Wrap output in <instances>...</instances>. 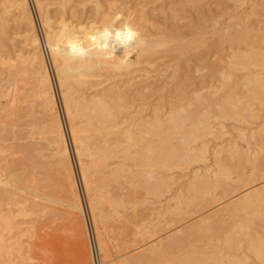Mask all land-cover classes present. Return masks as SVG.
Instances as JSON below:
<instances>
[{"label":"bare ground","instance_id":"6f19581e","mask_svg":"<svg viewBox=\"0 0 264 264\" xmlns=\"http://www.w3.org/2000/svg\"><path fill=\"white\" fill-rule=\"evenodd\" d=\"M116 1L33 0L61 89L79 175L87 194V204L96 232L104 204L116 205L119 208L128 205L132 211L138 210L137 207L135 209L138 202L134 203L135 200H132L134 198L129 195L128 201L121 198L120 194L107 199L109 196L105 192L106 200L105 197L99 196L101 194L98 195L97 192L104 190L103 184L106 181L100 186L95 180L96 176L99 178L107 170L108 182L119 186L125 184V187L128 185L132 189L131 192L142 190L149 197L161 198L171 190L173 184L170 183L173 177L170 176L169 179L165 174L173 171L181 173L194 164L207 162L208 139L217 140L225 135L224 122L247 123L249 120L257 119V114L251 111V103L264 106V52L254 47L252 41L244 48L251 39L249 35L251 25L246 22L236 23V26L238 25L236 29L233 28V23H231L233 27L227 23L225 28L218 26L216 22L211 23L212 17L206 13L209 11L202 9L204 2L201 6L197 5L202 0H174L169 15L172 22L169 24L166 21L159 24V21L153 20L152 14L151 19L158 24L150 23L152 20L148 13L154 10L151 7L147 12L145 9L140 13L138 8L139 17L138 19L134 17L135 20H131L132 13L127 10L129 15L126 19H119L118 24H115L117 14H112L114 11L111 13L110 8ZM156 1L158 2L143 0V3L148 6ZM182 1L193 6H191L193 13L184 15L188 16L186 23H183L185 17L180 13L184 9L180 8L181 6L177 7L181 4L174 5ZM125 3L124 7L122 4L123 8L127 5ZM54 5L59 10L57 13L60 12L59 16L53 15L55 18L49 13V9ZM105 5L108 10H105ZM213 14L211 12L212 16ZM165 18L168 17H164L163 21ZM214 20L212 18V21ZM233 20L234 18L231 21ZM246 21L248 22V19ZM11 22L24 28L25 49L16 57L15 62L0 60V64L9 70L15 79L11 89L0 91V99L7 98L10 110L18 105L25 110V116H33L37 109L43 115V127L38 133L48 136L44 139L52 149L54 166L51 167H54L53 170L67 195L64 204L72 211L82 213V205L72 176L69 149L62 123L56 113L51 80L42 52V38L40 39L37 33L28 0L0 2L1 36L6 35L7 26ZM125 25L131 26L139 34L127 45H114L110 39L107 49H99L89 39L90 36L102 33L106 28L114 32ZM211 26H215L212 31ZM211 35L217 37L215 46L222 47L228 42V47H231L229 51H232V54L229 53L230 58L228 55L229 63L226 61L228 70L223 72L225 67L223 69L222 65L216 71V75L219 76L216 86L208 79L206 81L211 84L204 81L206 76L203 72L207 65L204 67L202 63H198L207 59L208 55L201 54L200 52L204 51L201 48L206 49L209 44L214 46L209 39ZM73 42L77 43L83 52L73 53L71 49ZM243 43L246 44L242 45ZM195 44L196 48L202 50L199 52L201 57L194 58L197 64L194 66L189 64L193 67V70H190L186 62L193 61L192 55L195 53L189 55L188 50L195 49L193 47ZM233 44L244 46V49L241 47L243 51L235 52L236 45ZM2 47L4 46L1 45ZM117 47L122 51H116ZM181 60L185 61L186 66L181 64ZM206 61L208 60L203 64ZM249 67H258L259 72H250ZM180 68L183 70L185 68V71L181 72ZM237 71L243 73L240 72L238 75ZM191 73L203 74L204 77L199 76V79H203L204 82L196 83L191 80L194 79V74L190 76ZM25 80L29 81L28 92L24 90V85H20ZM35 105L39 108H35ZM3 131L2 128L1 132ZM237 139L247 140V145L254 148L252 155L247 153L239 155L234 140L226 141L224 146H215L212 153L215 171L209 173L204 169L202 174H198L197 170L190 172L189 181L183 189L168 198L169 202L163 212L147 223L144 232L133 233L135 237L140 236L141 240L149 239L156 230L168 225V216L187 213L195 201H204L208 198L214 201L225 199L219 214L216 215L214 212L203 217L199 220V226L196 224L198 227L195 228L202 233L210 230L213 232L209 220L214 217L216 222L210 220L212 223L227 227L221 241L219 240L223 242V247H220L223 249L217 250L213 247L211 249L213 252H207L209 248L200 249L193 245V251L190 249L187 253L178 254L177 257H169L166 262V258L160 252L167 249L163 250L160 242L156 244L154 240H150L138 255L133 256L130 264H146L147 259H150L145 256L147 253L155 255L158 261L164 257L166 264H246L250 260L249 256H252L253 262L264 264V117L262 123L252 128L251 132L250 130L246 134L239 132ZM236 158L239 167L236 168L237 176L233 179L225 162ZM245 165H251L248 173L244 172ZM50 170L52 171V168ZM258 170L262 171L260 176L257 174ZM221 187L223 189L218 193L217 190ZM240 189L243 190L242 195L240 194V197L238 195L237 198L235 196L233 200V194ZM121 190V194L125 193ZM19 191L12 186L11 181H5L0 176V203L16 207L22 215L27 206V199ZM124 195L123 197L126 196ZM229 196L231 198L226 199ZM130 201L132 204L129 205ZM44 208L47 206L42 209ZM254 219L260 220L263 224L261 230L252 231V228L257 227ZM137 229L139 228L135 230ZM149 233L152 235L148 236ZM192 235L194 234L189 236L190 239ZM198 235L199 238L203 236L200 233ZM93 241L90 245L91 254L93 250H100L103 256V262L99 256L100 264H111L112 259L98 232ZM239 251L242 253L239 254Z\"/></svg>","mask_w":264,"mask_h":264},{"label":"rangeland","instance_id":"374dc122","mask_svg":"<svg viewBox=\"0 0 264 264\" xmlns=\"http://www.w3.org/2000/svg\"><path fill=\"white\" fill-rule=\"evenodd\" d=\"M120 1L117 0L113 3L114 5L112 7L114 9L112 7V9L110 8L111 13L114 11L112 14H117L115 19L116 22L114 21L115 24H118L120 20L126 19V16L129 15H127V10L129 11V13H132V19L130 16L131 20H135V18L138 19V8L140 10H138L139 13L144 12L142 10L146 9L145 12H147V9L149 10L153 8L154 10H151L152 13L149 11L150 13H148V17L150 18V20H152L151 18L153 17V20L159 21V24L165 21L168 24L172 22V20L169 18V15L171 12L170 9L173 8L172 4L175 2L174 0H158V2L156 1L153 4H148V6L144 5L145 3H143V0ZM0 2H2V0H0ZM123 2L127 4L125 5V8H123ZM136 3L138 4V6H136ZM201 3L204 7L202 9H204L205 11H209L206 13H209V16H211L213 20L215 19L214 21H212V18L209 17L211 23L216 22L218 26H223V28L228 25L227 23H229L230 25L231 23H233L234 27L232 25L231 26L236 29L238 28V25L236 26V23L244 24V22H246L247 24L251 25L249 26L251 28V34L249 33L251 39H249L247 44L243 43L242 45L246 44L244 45L245 47L243 46L244 48H246L248 44H251L250 42L252 41V44L254 43V47L262 49L261 51L264 52V0H202V2L200 1L199 4L197 3V5L201 6ZM34 4L35 3L33 2V0H28V5L32 12L33 21L37 29V33L39 35V38H42V52L44 54L46 66L48 68L47 70L51 80L52 92L56 103V113L59 116L60 122L62 123L63 131L65 133L69 149L72 176L75 180L76 190L82 205V213H78L76 211L74 212V210L72 211L71 208H68V206L64 204L66 202L67 195L62 183L58 180L56 172L53 170L54 167H51L54 166V159L51 153L52 149L45 140L48 136L45 137V135H41L38 133L43 127V115L38 109L37 111L36 109H34L36 112H34L33 116H25V110L23 111L18 105L10 110L11 108L8 105L7 98L2 97L0 99V110H2V113H0V135H3V137H0V142L2 140L3 141L0 143V176L5 181H11L12 186H14L17 190H20L19 193L21 195L23 194V196L27 199V206L26 209L24 208L26 212H22L21 215L20 211L16 207H9L5 204L0 203V264H92L90 245L91 242L93 243V240L97 237V232L100 234V237L105 243L107 253L112 259L111 264H130L133 261V256L138 255L139 252H141L146 247V242L150 240H154L156 244L160 242L159 245L164 247H162L163 250L167 249V252H160L166 259L162 257L161 259L159 258L160 260L158 261L155 255L145 253L146 258L150 257L149 260L147 259L146 264H166L165 261H168L169 257H177L178 254L180 255L183 253H187V251H190V249L191 251H193V245L198 246L200 249L207 247V249H210H208L207 252H213L211 250L213 247L217 248V250L218 248L223 249L220 248L223 247V242L220 241L226 231V226H223L219 223H212V221L216 222V219L214 217H211L210 220L212 221L209 220V222L211 223L213 232L210 230V232L208 231L202 233L198 232L195 228L199 226V220L203 219V217L205 218L210 214H214V212H216V215L219 214L218 212H220L221 208L223 209V201H226L225 199L214 201L213 199L208 198L204 201H195L192 205L191 210H189L187 213H183L180 216H168V225L156 230V233L154 235H152L151 233L147 234L148 236L152 235L151 237H149V239L141 240L139 238L140 236L137 237V235L135 237L133 233L144 232L147 223H149L154 218V216L163 212L167 202H169L168 198H171L172 195L178 190L183 189V186L189 181V178L191 176L190 172H194L197 170L198 174H202L204 172V169L209 170H205V172L209 173L215 171L212 155L213 148L215 146H224L226 141L234 140L233 143L235 144L239 155H245L246 153L248 155H252L254 148L247 145L246 139H237V136L239 132L242 134H246L249 130L251 132L252 128L257 127L260 123H262L264 117V106H258L257 103L255 104L253 102L251 103L252 109H250L251 111H253V113L257 114V119L254 118L253 120H249L247 123H239L233 121L224 122L223 125L225 135L217 140L208 139L209 142L207 144L209 153L207 156V162L194 164L190 166L187 171H183L181 173L173 171L167 173L168 175L165 174L169 177V179L171 178L170 176L173 177L170 182L171 184H173L171 186V190L169 192L167 191V193L161 198L155 199L149 197L145 195L142 190H139V192L138 190H134L135 192H131L132 189H130L128 185H126L125 187V184L119 186V184H115L111 181L108 182L109 175L107 170H105L103 174L99 176V178L98 176H96L95 180L97 181L98 185L101 186L104 181H106V184H103L104 190H100L97 192L98 195L101 194L99 196H102V198L105 197L104 195L106 192L107 196H109H106L107 199H110L112 196L113 198H115L114 196H119L120 194L121 198H124V200H130V198H128L127 196L129 195L130 197L134 198L132 199L133 201H136H134V203L141 202L139 206L138 203L136 204L135 209L136 207L138 209L136 212L132 211L131 208H128V205L119 208V206L117 207L116 205L115 207L114 205L112 206V204H104V206H102L103 211L101 210L99 215L101 217V220H98V230L96 232L94 231L92 225V214L90 213L87 204V194L84 186H82V180L79 175V166L77 158L75 156V149L69 133V122L63 107L61 89L59 88L55 74V68L48 53V47L46 46L44 41L45 39L43 38L44 30L43 28L41 29L42 26H40L38 12ZM237 4H241V6H238ZM174 5H179L177 7L181 6L180 8L184 9L182 12H180L182 9L179 12L181 13V15L183 14L182 17H185V21L183 23H186L188 16L184 15H186L187 13H193V9L191 8L192 5L186 4L184 1ZM182 5L185 6V8ZM189 6L190 8H188ZM106 7L107 6L105 5V10H108V7ZM58 11L59 10L55 8V5L51 6V8L49 9V13L52 16L54 14L55 16H59L60 12L57 13ZM211 12L216 15L213 14V17L211 15ZM118 14H121V16L119 17ZM123 15L125 16V18H122L124 17ZM55 16L53 17L55 18ZM166 16L169 19L165 18L166 20L164 19L163 21V18ZM154 17L156 19H154ZM232 18H234L233 21H231ZM247 19L248 22L246 21ZM153 20L150 23H154L155 21ZM14 24L15 23L11 22L7 26L6 35H0V60L6 59L9 60V62H15L16 57L19 56L25 49L23 41V36L25 34L24 28L18 27V25ZM214 27L211 26L210 30L212 31ZM216 38V36H209V39L212 41V44L214 46L209 44L206 49L201 48L202 50H204L203 52H200L202 50L199 47L198 48L200 50L197 51L198 48H196V44L193 46L195 47V49L191 48L188 50L189 55H191L192 52V54L195 53L196 56L192 55L194 56L192 58L194 62L195 59L201 57V54H208L206 55L207 59H205L208 60L206 61V63L203 64L205 60L198 63H202L204 67L205 65H207L205 67L207 69H205V72H203V74H205L206 76V79L204 81L208 79L211 83L214 82L212 83V85L214 84V86L218 85L216 83L219 82V76L216 75V71H218L219 68L222 67V65L223 69L225 67V71L223 72H226L228 70L227 64L229 63V58L232 54V51H229L231 47H228V42H225L224 46L222 47L215 46L214 42L215 40H217ZM1 45L4 46L2 47L3 49L1 48ZM233 45L235 46L236 44ZM233 45L230 46H232L233 48ZM237 45L234 47V51H243L244 48L242 47V45ZM226 47L228 48L226 49ZM117 48L115 49L116 51H122V49L119 48V50H117ZM257 48L256 50H258ZM196 52L198 54V57ZM199 52L201 54H199ZM230 52L231 54L229 55ZM193 61L191 60V62L186 63H188V66L189 64H193L192 66H194L197 63H193ZM184 63L185 61L181 64L186 66V64ZM192 66H189L190 70H193ZM251 68L249 67L250 72H259L258 67L252 69ZM182 70L183 69H181L180 71H185V68L183 71ZM240 72L241 71H237L236 73L238 75L243 73ZM192 74L194 73H191L190 76ZM196 75L194 74L195 80L193 78L191 79V77L190 79L196 83H200V81L202 82L203 79H199V76L204 77V75ZM28 82L29 81L25 80L20 84L21 86L24 85V90L27 92L30 86ZM14 83V75L10 74V71L0 64V91L11 89ZM34 107L37 108L38 106L35 105ZM2 128L5 132H1ZM237 159L238 158L225 162L229 170L231 171V177L233 179L236 178V168L239 167L237 165ZM50 167L52 168V171L50 170ZM48 168L50 171L48 170ZM250 170L251 165H245L244 172L248 173ZM261 173L262 171H257L258 176H260ZM226 182L229 183L228 181ZM222 189L223 187L219 188L217 192L220 193ZM120 190L122 192L124 191L125 193L121 194ZM242 191L243 190L240 189L235 192L232 199L235 196V198H237L238 195L240 197V194L242 195ZM113 193H115V195ZM123 194H125L126 196L124 195L125 197H123ZM229 198H231V196L227 197L226 199ZM127 201H125V204H127ZM128 204H132V201H130V203ZM44 206H47V208L42 209ZM70 211L73 213L71 214ZM254 224L257 227L252 228V231L261 230L260 227L263 224L260 220L254 219ZM137 227L139 228L137 229L138 231L135 230ZM191 230L193 231L191 232ZM194 230H196L198 233H200V235L203 236L199 238L198 233L196 232L195 234ZM186 233H188V235ZM191 234L194 235H192L193 237L191 236L190 239L189 236ZM197 238L199 239L196 242ZM159 245H157V247H159ZM199 248L196 249L200 250ZM96 251L98 252L97 255L100 256L101 262H103L102 253L99 252L100 250ZM238 253L241 254L242 252L239 251ZM249 259L250 260L247 261L246 264H257L253 262L252 256H249Z\"/></svg>","mask_w":264,"mask_h":264},{"label":"clouds","instance_id":"9594fccd","mask_svg":"<svg viewBox=\"0 0 264 264\" xmlns=\"http://www.w3.org/2000/svg\"><path fill=\"white\" fill-rule=\"evenodd\" d=\"M138 33L129 25H125L123 28H117L113 31L105 29L102 33L90 36L89 39L93 42L95 47L99 49H107L109 47V40L111 39L114 45L124 46L134 41L138 37ZM73 53H81L83 49L73 42L71 45ZM119 50V48H117Z\"/></svg>","mask_w":264,"mask_h":264},{"label":"built area","instance_id":"2783aa9c","mask_svg":"<svg viewBox=\"0 0 264 264\" xmlns=\"http://www.w3.org/2000/svg\"><path fill=\"white\" fill-rule=\"evenodd\" d=\"M92 262L93 264H100L99 256L97 255V252L95 250H93L92 253Z\"/></svg>","mask_w":264,"mask_h":264}]
</instances>
